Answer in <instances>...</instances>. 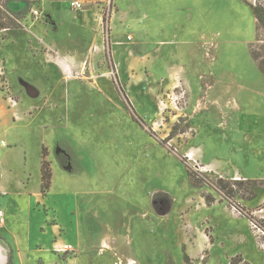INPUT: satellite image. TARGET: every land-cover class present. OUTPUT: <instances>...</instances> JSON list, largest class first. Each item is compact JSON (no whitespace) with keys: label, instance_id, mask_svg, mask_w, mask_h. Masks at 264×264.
Returning <instances> with one entry per match:
<instances>
[{"label":"rangeland","instance_id":"rangeland-1","mask_svg":"<svg viewBox=\"0 0 264 264\" xmlns=\"http://www.w3.org/2000/svg\"><path fill=\"white\" fill-rule=\"evenodd\" d=\"M25 1L0 29L1 264H264V0Z\"/></svg>","mask_w":264,"mask_h":264},{"label":"trees","instance_id":"trees-1","mask_svg":"<svg viewBox=\"0 0 264 264\" xmlns=\"http://www.w3.org/2000/svg\"><path fill=\"white\" fill-rule=\"evenodd\" d=\"M12 2L13 0H4V1L0 0V29H11V28L20 27L21 23H20V17H18V15L22 12V10L13 7ZM25 3H28V1H25ZM253 9L256 18L261 23V25L264 26V7L262 5H253ZM118 89L124 92L119 82H118ZM45 151L46 149L44 148L43 150L44 157L46 155ZM44 157L42 161V188L43 191H46V189H48L51 186L52 171L50 168L49 161L44 159ZM60 161L61 163H64L62 159H60ZM195 183H197V180H195ZM8 264H12V259L9 260Z\"/></svg>","mask_w":264,"mask_h":264},{"label":"built area","instance_id":"built-area-1","mask_svg":"<svg viewBox=\"0 0 264 264\" xmlns=\"http://www.w3.org/2000/svg\"><path fill=\"white\" fill-rule=\"evenodd\" d=\"M35 1H38V0H31V2H35ZM71 5L74 8H82L83 3L81 1H79V0H73L71 2ZM32 10H33L35 15L38 16L40 14V11L37 8H33ZM11 99L13 100V98H11ZM172 100H174V98ZM13 101L16 103V100H13ZM2 143L5 144L4 141ZM261 212H264V209H261L260 211H256V212H254V214L257 215L258 213H261ZM4 223H5V212H4L3 209L0 208V227H2L4 225ZM250 223H251L253 228L258 229L259 232L264 234V225H262L258 220L252 219L250 221ZM261 246L264 248V241L261 242ZM73 248H74V246L72 244H70V243L60 244V243L56 242L55 245H54L55 251L63 252V253L71 251V250H73Z\"/></svg>","mask_w":264,"mask_h":264},{"label":"crops","instance_id":"crops-1","mask_svg":"<svg viewBox=\"0 0 264 264\" xmlns=\"http://www.w3.org/2000/svg\"><path fill=\"white\" fill-rule=\"evenodd\" d=\"M62 159V158H61ZM63 161H64V163H62L63 165H66V163H65V160L64 159H62ZM60 163H61V161H60ZM66 168H68L67 166H65ZM4 192H6V191H4ZM5 195H7V193H5V194H3L2 196L4 197ZM0 208L1 209H3L1 206H0ZM4 210V209H3ZM4 212H5V210H4ZM5 214H6V212H5ZM6 220V219H5ZM105 239H107V241L105 240L104 242H105V244L107 245V246H109V247H113V248H115L116 247V242H115V240H114V237H109V238H105ZM114 250V249H113ZM1 256V255H0ZM2 257V256H1ZM0 257V264L1 263H3L4 261H5V259H2ZM130 256H127V260L126 261H124L123 263L124 264H137V262H136V260L135 259H132V258H129ZM9 260H10V258L8 259V263H9ZM12 264H13V261H12Z\"/></svg>","mask_w":264,"mask_h":264},{"label":"bare ground","instance_id":"bare-ground-1","mask_svg":"<svg viewBox=\"0 0 264 264\" xmlns=\"http://www.w3.org/2000/svg\"><path fill=\"white\" fill-rule=\"evenodd\" d=\"M1 257V256H0ZM2 258V257H1Z\"/></svg>","mask_w":264,"mask_h":264}]
</instances>
